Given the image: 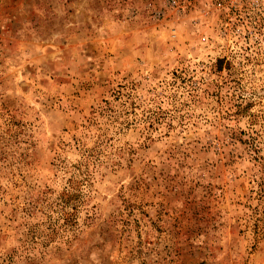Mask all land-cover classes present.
<instances>
[{"label": "rangeland", "instance_id": "374dc122", "mask_svg": "<svg viewBox=\"0 0 264 264\" xmlns=\"http://www.w3.org/2000/svg\"><path fill=\"white\" fill-rule=\"evenodd\" d=\"M0 264H264V0H0Z\"/></svg>", "mask_w": 264, "mask_h": 264}]
</instances>
